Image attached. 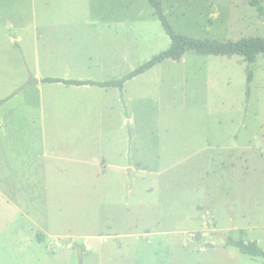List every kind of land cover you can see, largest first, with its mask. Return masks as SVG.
<instances>
[{"label":"rangeland","instance_id":"374dc122","mask_svg":"<svg viewBox=\"0 0 264 264\" xmlns=\"http://www.w3.org/2000/svg\"><path fill=\"white\" fill-rule=\"evenodd\" d=\"M161 3L183 35L264 36L247 0ZM4 6L35 9L0 19V264H264L226 242L264 248L263 53L187 51L122 90L36 82L119 79L170 39L147 0Z\"/></svg>","mask_w":264,"mask_h":264},{"label":"trees","instance_id":"16d2710c","mask_svg":"<svg viewBox=\"0 0 264 264\" xmlns=\"http://www.w3.org/2000/svg\"><path fill=\"white\" fill-rule=\"evenodd\" d=\"M153 9L154 14L158 18L161 27L165 34L170 39V44L167 48L160 51L158 54L152 56L148 60L144 61L139 66L135 67L123 77L119 79H111L106 81L95 80H79V79H67L60 77H45L42 78V82H55L62 83L64 85L74 86H98L101 88H118L123 89L125 82L134 77L150 70L157 64H160L164 60L172 59L179 60L187 51H195L201 55H214V56H232L239 55L248 64L253 63L257 55L264 54V36L244 37L238 40H218L210 38H194L191 36L177 33L169 20L167 19L161 0H147ZM247 2L253 6L257 12L264 16V6L261 0H247ZM253 77L251 69H248L247 83H250ZM249 92V86L247 85V93ZM7 99L0 100V105ZM36 238L38 242L42 240V233L37 232ZM226 242L238 248V250L250 257H261L264 259V248L258 245L256 241H243L242 239H232L227 237Z\"/></svg>","mask_w":264,"mask_h":264},{"label":"crops","instance_id":"0c3cea01","mask_svg":"<svg viewBox=\"0 0 264 264\" xmlns=\"http://www.w3.org/2000/svg\"><path fill=\"white\" fill-rule=\"evenodd\" d=\"M30 9H31V7L29 9H26L24 6H18L17 8H13V9L5 7V6L0 7V16H2L0 19H2L5 14L9 15L10 11H12V10H16L15 13L20 15V14L26 13V11H30ZM34 9L35 8H32L31 10H34ZM19 21H20V19H19ZM20 25L21 26L16 29V33L15 32L13 34L11 33V35L9 36V38H10L9 40L12 42H16L17 45L20 46L22 53L26 54V56H27V53H31V55L33 56L36 54V52H35V49L32 50V47L35 45V43L38 39V32H36L34 30V27L29 29L23 23H20ZM33 26H35V25H33ZM1 34H3V33H1ZM25 61H26V59H25ZM39 81H41V79H39L37 82H39ZM122 93H123V91H122ZM121 98H123V95H121ZM132 118H133L132 115L129 114L128 110L126 109V113L124 114V119H129L130 121H132ZM216 148H219V146H217ZM123 166H120V167H123ZM128 166H129V169L131 171L134 170V167L131 164H129ZM128 166H126L124 168L127 169ZM214 202L216 203V201H214Z\"/></svg>","mask_w":264,"mask_h":264},{"label":"water","instance_id":"95a60500","mask_svg":"<svg viewBox=\"0 0 264 264\" xmlns=\"http://www.w3.org/2000/svg\"><path fill=\"white\" fill-rule=\"evenodd\" d=\"M37 81H38V80H36V82H37ZM218 235L222 236L223 238L226 237V236H223L222 234H218ZM69 243H71V241H69ZM78 250L81 251V247L78 246ZM79 264H82L81 259L79 260Z\"/></svg>","mask_w":264,"mask_h":264}]
</instances>
